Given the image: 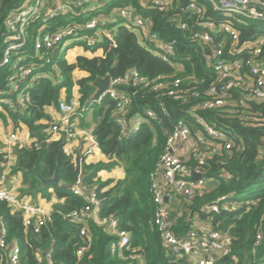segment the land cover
<instances>
[{"label": "built area", "instance_id": "1", "mask_svg": "<svg viewBox=\"0 0 264 264\" xmlns=\"http://www.w3.org/2000/svg\"><path fill=\"white\" fill-rule=\"evenodd\" d=\"M109 1L24 0L9 13L3 21L6 33L0 71L2 68L5 71L0 72L4 82H0V106H4L11 115L23 114L31 103L30 94L38 80L50 79L57 83L59 67L56 58L61 56L66 59V54L74 47L87 51L100 49L103 56L106 46L116 45L114 35L120 25L136 33L139 42L153 55L170 64L175 74L184 72L183 64L174 59L176 38L160 39L156 32L151 31L148 19L135 12L130 4L105 12L104 6ZM172 4L173 0H142L143 6L158 11H165ZM206 6H209V15ZM184 11L194 21L195 28L189 38L205 46L203 59L212 77L203 96L199 92L192 93L197 102L188 113L195 131L186 120H177L167 134L163 152L150 172V194L154 204L152 224L176 264H218L230 254L231 237L228 232L214 227L208 219L206 222L196 220L191 229L177 234L169 200L177 196L192 200L209 189L208 185L215 178L206 176L208 161L231 150L236 141L241 140L235 129L226 124L216 126V123L206 120L201 111L220 110L221 116L237 119L243 126L254 127L259 119H264V0H202V3L190 0ZM58 18H63L65 23L49 29V22ZM171 21L182 31L188 27L187 22L179 17H173ZM36 24L38 26L32 40L33 54H25L29 26ZM33 58L38 60L33 61ZM185 79L191 80L192 77ZM182 82L183 79L176 76L167 93L185 101L178 91ZM196 82L192 80L190 83ZM147 84H150L147 77L130 69L121 76L110 78L107 90L97 100L93 99V103L101 102L104 98L114 100L120 132L127 136L135 134L144 120L143 115H156L152 109L145 108L143 114L137 113L131 119L124 117L136 88ZM161 87V83L154 84L153 89ZM57 108L58 116L48 121L45 138L41 142L33 140L28 145L39 148L42 143L63 138V152L81 167L84 153L74 156L70 142L81 135L92 143L93 148L99 149L94 128L82 130L74 127L73 118L82 117L83 111L79 106V96L73 94V89L69 100L61 98ZM18 143L19 136L15 132H10L3 139L0 202H4L12 213L19 214L25 231L39 233L50 221L52 211L21 196L9 185L11 152ZM90 151L86 150L87 153ZM257 155L264 157V137ZM195 175L200 178L193 180ZM220 176L226 180L231 178L228 172ZM82 178L83 171L74 181L71 191L82 197L84 204L65 215L78 226L80 244L75 250L78 260L91 245L89 224L93 223L115 237L109 244V251L121 259V264H145L142 255L131 247L129 233L119 228L118 219L113 215L100 214L101 199L94 187L84 185ZM229 197L217 198L214 203L205 205L203 210L217 213L220 209L234 208L237 202H228ZM260 238L258 234L256 241L259 242ZM20 253L19 245L8 241L7 229L0 220L3 264H20ZM36 261L37 264H59L52 260L50 250L38 253Z\"/></svg>", "mask_w": 264, "mask_h": 264}, {"label": "trees", "instance_id": "2", "mask_svg": "<svg viewBox=\"0 0 264 264\" xmlns=\"http://www.w3.org/2000/svg\"><path fill=\"white\" fill-rule=\"evenodd\" d=\"M23 1L0 0V57L6 33L3 21ZM189 1L173 0L172 6L165 11L143 6L142 0H110L104 6L105 12H109L115 7L130 4L135 12L148 19L151 31L156 32L160 39L176 38L174 59L183 64L184 72L175 74L170 64L153 55L139 42L136 33L120 25L117 26L114 35L116 45L106 46L103 56L92 58L78 56L74 63H69L61 56L56 58L59 67L57 83L50 79L38 80L31 91V103L25 112L21 115H11L15 124L19 121L28 128L32 141L41 142L45 138L48 124L42 121L49 120L45 107L58 106L63 89L65 99L69 100L73 86L77 84L79 106L85 115L90 109L93 110L95 140L101 152L111 159L108 163L83 162L80 167L63 152V138L42 143L39 148L32 144L15 147L10 174L21 173L22 192L33 195L40 193L42 197L48 199L49 189H52L58 198L63 199V202L53 204L51 219L39 233L25 231L19 214L12 213L4 202H0V220L7 229L8 241L16 242L21 249L20 264H37L36 255L46 250H50L52 260L59 264H121V259L109 251V244L115 237L93 223L89 224L92 235L90 247L80 260L75 254L80 244L78 226L65 215L84 204L83 198L71 191L81 171L84 185L94 187L101 199L100 214L113 215L118 219L119 228L129 233L131 247L142 255L145 264H170L172 261L152 224L154 204L150 194L149 175L163 152L167 134L177 120H186L195 131L188 113L191 106L197 102L192 93L199 92L203 96L212 77L203 59L205 46L189 38L195 28L193 18L184 13ZM196 2L202 3V0ZM206 10L209 15V6H206ZM173 17H179L181 21L187 22V29L180 30L176 23L171 21ZM62 23H65L63 18L49 22V29H55ZM37 26L38 24L29 26L25 54H33L32 40ZM75 68L86 72V75L77 81L73 80L72 76ZM130 69L147 77L150 84L136 88L129 106L125 109L124 117L131 119L137 113L143 114L145 108L152 109L156 115L155 117L143 115L144 120L138 131L127 136L120 132L119 114L116 112L114 100L104 98L101 102L93 103L95 88L92 82L97 77L106 75L110 78L121 76ZM4 71L5 68H2L0 72ZM1 73L0 82L4 84ZM176 76L183 79L178 91L185 101L175 99L167 93L172 88ZM189 76L192 79L186 80L185 78ZM192 80L197 82L191 84ZM201 80L204 82L200 83ZM159 83L163 87L154 90V84ZM200 113L218 127L226 124L235 129L241 140L236 141L231 150L224 151L208 161L206 176L215 178L209 189L196 195L192 200L177 196L183 199V208L179 213L171 210L174 230L177 234H184L193 227L196 220L209 219L214 227L228 232L231 237L230 254L218 264H262L264 157H258L257 149L264 137V119H259L258 124L251 127L241 125L237 119L221 116L220 110ZM115 165L123 168L122 179L117 180L112 186H110L113 183L112 179L95 180L98 171L111 169ZM56 167L59 168L60 183L55 186L41 187L36 176L30 171L35 169L44 178H49L53 176ZM225 172L231 174L229 180L220 176ZM222 196H230L228 202L237 204L234 208L220 209L217 213H206L203 210L205 205L214 203ZM240 198L243 199L241 204ZM258 234L261 236L259 242L256 241ZM3 262L4 257L0 255V264Z\"/></svg>", "mask_w": 264, "mask_h": 264}, {"label": "crops", "instance_id": "3", "mask_svg": "<svg viewBox=\"0 0 264 264\" xmlns=\"http://www.w3.org/2000/svg\"><path fill=\"white\" fill-rule=\"evenodd\" d=\"M72 52V53H71ZM103 52L100 49L97 50H91V51H87L84 50L80 47H74L71 48L68 53L66 54V61H68L69 63H74L76 61V58L78 56H84L87 58H92V57H100L102 56ZM75 72H79L81 75H77ZM76 78H78L79 76H85L86 72L84 70H78V68H76L73 72H72ZM75 86L77 87V84H75ZM74 87L73 89V94L78 95V90L77 88ZM65 97V93H64V89L62 90V95L61 98ZM67 100V99H66ZM57 106H46L45 107V113L49 116V120H43L42 122L44 123H48V121L53 120V118H56L58 116V110H57ZM74 122V127H76V129H89V128H94V119H93V110L90 109L86 115L83 114L82 117H74L73 118ZM21 125V124H20ZM22 134L19 136V139L21 138L22 140L26 141L24 146H28V144L32 141V138L29 136V131L28 128L22 123ZM2 138V142H3V137ZM70 145L72 146L73 149V153L74 156H78L82 153H84V163L85 164H95L98 162H102V163H108L109 161H111V159H109L106 155H104L101 150L99 149H95L92 147V143H90L89 141H87L85 139L84 136H78L75 137L71 142ZM23 146V145H21ZM90 149L91 151L89 153L86 152V150ZM3 150V143L2 146L0 148V153ZM124 177V171L123 168L119 165H115L114 167H112L111 169H102L100 171L97 172L96 175V179L100 180V181H106L109 179L113 180V183L110 185L112 186L117 180L122 179ZM9 185L16 191L18 192L21 196L27 197L41 205L46 206L50 211H52L53 209V204L55 203H61L63 202L62 198H58L52 189H49L50 192V197L44 198L41 196L40 193H37L36 195L33 194H27V193H23L22 192V177H21V173H17V174H9ZM108 186V187H110ZM212 186V184H211ZM107 187V188H108ZM177 198L180 197H171V199L169 200L170 206H171V210H176V200ZM180 209H178L177 213H179ZM197 221L200 222H206L207 220H203V219H198Z\"/></svg>", "mask_w": 264, "mask_h": 264}, {"label": "rangeland", "instance_id": "4", "mask_svg": "<svg viewBox=\"0 0 264 264\" xmlns=\"http://www.w3.org/2000/svg\"><path fill=\"white\" fill-rule=\"evenodd\" d=\"M75 73L77 75H81L79 72L78 73L75 72ZM72 76H73V80H75V81H77L79 78H81L80 76L78 78H76V76L73 73H72ZM74 87H76V86H74ZM74 87H73V89H74ZM76 88L78 90V86ZM12 119L13 118H12L11 114L8 113L6 108L4 106H0V148H1L2 143H3L1 137H3V139H4L10 132H15L19 136L22 134V126H21L22 123L18 121V123L15 124ZM25 143H26V141H24L20 138L19 143L16 146L25 145ZM14 149H15V147L12 149V152H11V163L12 164L14 163ZM210 187H211V184L208 185V188H210ZM240 199H241V201H239V204L243 203V199L242 198H240ZM35 201H37V200H35ZM176 208H177V211H178V209L183 208V199L182 198H177ZM177 211L174 210L175 213H177Z\"/></svg>", "mask_w": 264, "mask_h": 264}, {"label": "water", "instance_id": "5", "mask_svg": "<svg viewBox=\"0 0 264 264\" xmlns=\"http://www.w3.org/2000/svg\"><path fill=\"white\" fill-rule=\"evenodd\" d=\"M109 82H110V76L106 75L104 77H97L93 82H92V86L95 88V91L93 93V99L97 100L100 95L107 90L108 86H109ZM133 90V89H131ZM38 179V181L41 184V187H47V186H55V185H59L60 183V175H59V168L56 167L55 168V172L53 174L52 177L49 178H44L43 176H41L35 169H31L30 170ZM200 176L199 175H195L193 177V180L199 179ZM167 200V198L165 197V201ZM45 255V253H44ZM227 257H225L226 259ZM170 264H176L175 261H171Z\"/></svg>", "mask_w": 264, "mask_h": 264}]
</instances>
